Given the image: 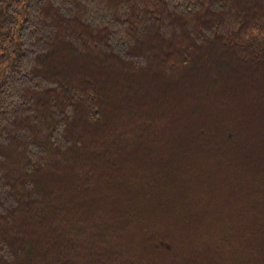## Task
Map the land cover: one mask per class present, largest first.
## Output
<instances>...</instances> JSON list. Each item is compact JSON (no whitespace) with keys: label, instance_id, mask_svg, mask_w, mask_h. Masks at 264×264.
Wrapping results in <instances>:
<instances>
[{"label":"trees","instance_id":"obj_1","mask_svg":"<svg viewBox=\"0 0 264 264\" xmlns=\"http://www.w3.org/2000/svg\"><path fill=\"white\" fill-rule=\"evenodd\" d=\"M0 264H264V0H0Z\"/></svg>","mask_w":264,"mask_h":264}]
</instances>
